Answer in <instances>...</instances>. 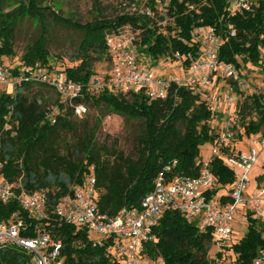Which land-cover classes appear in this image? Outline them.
<instances>
[{
	"label": "trees",
	"instance_id": "obj_1",
	"mask_svg": "<svg viewBox=\"0 0 264 264\" xmlns=\"http://www.w3.org/2000/svg\"><path fill=\"white\" fill-rule=\"evenodd\" d=\"M144 6L154 15L158 7H164L170 23L160 26L146 14L137 13H121L111 19L98 13L91 21L81 23L59 15L60 0H0L1 63L3 58L14 56V32L20 21L29 20L40 29L39 36L21 56V64L13 67L3 64L12 75L35 70L63 74L83 88L82 98H77L74 104L103 108L106 114L142 122L135 156H123L122 152L96 142L100 119L94 118L92 126L86 120L79 121L82 117L74 116L71 107L46 85L28 82L14 92L9 88L0 90V179L15 184L18 195L43 193L46 213L43 220H35L16 200L0 202V222L17 213L25 227L20 232L22 237H34L36 229H40L52 239L61 240L60 258L65 264H121L119 256L107 250L112 241L93 247V237L84 228L59 223L55 218L56 204L66 196H73L90 167L94 168L99 211L114 216L123 207L139 208L143 197L153 189L155 178L166 167H169L166 178L197 176L204 161L200 147L212 146L218 137L212 125L218 116L205 100L207 92L203 96L171 83L164 99L149 101L144 90L116 91L109 85V73L101 77L102 87L98 91L86 92L96 77L93 65L113 62L107 38L125 29L139 31L143 38L138 49L145 62L179 58L187 68L200 52V43L193 33L211 29L223 41L218 48V60L233 65L239 75L243 66H259L264 56V0H251V10L242 13L232 12L226 0H147ZM98 7L93 0L94 10ZM48 18L80 34L75 66L62 69L50 66ZM230 31L234 32L233 37L229 36ZM242 95H238L233 115L237 119L234 132L239 129L243 140L264 134V97L243 95L242 100ZM53 108L58 113L53 114ZM250 108L256 111L257 121H245ZM64 133L74 135L75 144L61 153L58 143ZM232 152L234 149H224L221 154ZM209 159L217 182L212 193L226 199L225 193L234 181L233 171L223 158ZM246 220L243 237L222 246L215 258H210L209 250L215 243L213 230L199 231L194 221L166 210L152 229L154 240L145 244V255L161 257L166 264H215L217 260H227L226 255L233 264H251L257 250L264 248V223L253 218L251 212H247ZM0 264H31V255L20 247L3 246Z\"/></svg>",
	"mask_w": 264,
	"mask_h": 264
},
{
	"label": "built area",
	"instance_id": "obj_2",
	"mask_svg": "<svg viewBox=\"0 0 264 264\" xmlns=\"http://www.w3.org/2000/svg\"><path fill=\"white\" fill-rule=\"evenodd\" d=\"M226 1L232 12L251 10V0ZM144 14L151 16L147 9H144ZM126 32L128 33L107 38V46L113 58L109 85L123 93L144 90L149 101L164 99L171 83L185 86L202 95L207 92L205 100L221 120L218 137L210 149V158H223L224 164L233 171L234 181L225 193L226 199L222 200L219 193H212L217 182L210 169V159L203 161L200 172L195 177L174 175L166 178L165 174L169 171V167H166L155 178L153 189L143 197L139 208L123 207L116 215L108 216L101 213L96 204V178L94 168L90 167L85 181L75 189L73 196H66L56 204L55 218L59 223L84 228L93 237V247H101L112 241L107 250H113L121 259V264H166L161 257L149 258L145 255V244L153 242L152 229L166 210L179 212L187 220L194 221L199 231L213 230L214 245L218 251L232 241V227L239 210L246 219V214L242 213L246 204H249L252 217L264 223V189L255 190L251 196L245 197L250 172L257 164L259 154L264 153V134L250 136L251 144L260 146L259 152L252 147L244 152L238 150L221 154L224 149H234L232 142L237 119L233 115V109L236 96L246 91L245 81L233 65L218 60V48L223 41L211 29H201L193 33L194 39L200 43L199 56L185 68L181 78L167 81L152 75L148 67L141 69L137 65V55L132 45L133 35ZM229 36L233 37L234 32L230 31ZM219 75L230 82L214 90ZM102 81L101 77H95L93 84L87 86L85 91H98L102 87ZM28 82L41 83L51 88L62 103L71 107L74 116L81 118L87 114L85 105L74 104L77 98L83 96L82 86L73 83L65 75L42 70L12 75L0 62V86L14 92L22 83ZM52 113H58L57 108H53ZM12 200H16L19 207L31 218H46L43 193L18 195L15 184L0 179V202L8 203ZM24 229L23 221L17 213L0 222V247H20L30 253L31 264H65L60 258L61 240L52 239L47 232L40 229H36L34 237H22L20 232ZM94 236L101 238L95 240ZM225 262L217 260L215 264H233L230 260ZM251 264H264V248L257 250Z\"/></svg>",
	"mask_w": 264,
	"mask_h": 264
},
{
	"label": "rangeland",
	"instance_id": "obj_3",
	"mask_svg": "<svg viewBox=\"0 0 264 264\" xmlns=\"http://www.w3.org/2000/svg\"><path fill=\"white\" fill-rule=\"evenodd\" d=\"M99 7L94 10L93 0H60L61 11L58 12L59 15L65 18L72 19L73 21H78L81 23L91 21L92 18L100 13L106 18H114L116 15L121 13H137L144 14V2L137 0H96ZM155 23L160 26H164L170 23V20L165 15L164 7H158L157 14L154 15L151 12L149 16ZM46 28L48 32V50L50 53L49 64L53 68H66L75 66L78 61L75 59V53L80 41V34L74 30L66 28L60 24L55 23L52 19L48 18L46 20ZM163 30L162 28H160ZM126 30V29H125ZM123 34H127L129 31L133 35L132 45L135 53L137 54V65L144 69L148 67L149 72L163 80H171L176 78H181L185 68L183 67V59L172 60L171 58L164 57L159 59L157 62L144 61V55L139 53L138 47L142 41V36L139 31L126 30ZM40 34V29L35 26L29 20H22L19 22L16 30L14 32V56L3 58L4 65H9V67L17 66L21 64V56L25 52L26 47L36 39ZM142 55V56H141ZM150 63V64H149ZM148 65V66H147ZM95 76L102 77L106 74H110L111 65H108L104 61L95 63L93 65ZM8 69V68H7ZM9 70V69H8ZM241 74L239 75L246 84V91L242 93L243 95H261L264 97V56H262L261 64L257 67L246 65L241 69ZM219 79L215 83V89L219 88L221 84L226 85L230 80L224 79L223 76H217ZM221 87V86H220ZM0 86V90L3 89ZM235 91H237L234 88ZM44 93V92H43ZM42 93V94H43ZM242 95V100L244 96ZM48 100V99H47ZM239 97L236 96V102H238ZM88 112L79 121L86 120L89 126L94 123V118L100 119V124L96 133V142L99 145H104L107 149L113 148L118 152H122L123 156L134 157L136 154V143L137 137L142 128V122L140 120H128L125 117L106 114L103 108H92L87 106ZM248 116L245 121L252 120L257 121L258 116L255 110L249 109ZM109 116V119L107 118ZM214 126V133L219 132L221 127L220 117L215 119L212 123ZM237 132H233V142L232 146L234 151H247L249 148H254L257 152L260 151V146L258 144H251L250 136L248 139H241L239 136V129ZM235 130V131H236ZM182 131V128H181ZM264 131V128H262ZM59 150L61 153H66L67 149H70L75 144V136L72 134H61L59 140ZM210 144H205L200 147L201 155L203 160H208L210 158ZM262 176V177H261ZM264 189V153H260L258 157V162L252 169L249 175V183L245 192V197L251 196L255 190ZM244 212H251L249 209V204L245 205ZM239 213L234 221L232 230L233 238L232 241H239L241 237L246 233L247 220L243 218L242 214ZM95 240H99L100 236H94ZM217 253V248L214 246L209 250L210 258H215ZM229 255H226V262L229 260ZM225 262V263H226Z\"/></svg>",
	"mask_w": 264,
	"mask_h": 264
}]
</instances>
